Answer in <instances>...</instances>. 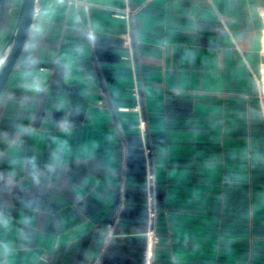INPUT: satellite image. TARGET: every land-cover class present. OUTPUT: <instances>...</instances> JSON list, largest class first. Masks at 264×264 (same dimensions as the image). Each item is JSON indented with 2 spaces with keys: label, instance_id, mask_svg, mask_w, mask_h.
I'll list each match as a JSON object with an SVG mask.
<instances>
[{
  "label": "crops",
  "instance_id": "obj_1",
  "mask_svg": "<svg viewBox=\"0 0 264 264\" xmlns=\"http://www.w3.org/2000/svg\"><path fill=\"white\" fill-rule=\"evenodd\" d=\"M262 7L44 0L0 95V264H88L114 223L104 264H145L139 115L115 110L135 84L157 165L153 264H264Z\"/></svg>",
  "mask_w": 264,
  "mask_h": 264
},
{
  "label": "built area",
  "instance_id": "obj_2",
  "mask_svg": "<svg viewBox=\"0 0 264 264\" xmlns=\"http://www.w3.org/2000/svg\"><path fill=\"white\" fill-rule=\"evenodd\" d=\"M142 7L126 10V19L128 23H129V17L134 16L138 11L142 9ZM259 14L263 21L260 52L261 55L264 57V7L261 8ZM255 78L257 84L259 85V89H260L259 102H260L261 110L264 114V61L261 63L260 74L255 75ZM132 91L136 101L135 106L131 108L118 107L115 108V110L134 111L139 115V120L136 125V128L139 131L142 138L141 150L143 151L145 157L146 189H147L146 205L148 212V228L145 233V237H146L145 264H153L154 250L159 241V237L157 234L158 220H159V209L157 204V165H156V159L154 156L153 147L146 140V137L148 135V122L143 117L142 114L141 103L143 97L140 93L137 84H135V86L132 88ZM115 225L116 224L114 223L113 225L110 226V230L106 236L103 248L95 258L89 261L88 264H104L103 256L106 248L109 246L112 238L115 236V231H114Z\"/></svg>",
  "mask_w": 264,
  "mask_h": 264
},
{
  "label": "water",
  "instance_id": "obj_3",
  "mask_svg": "<svg viewBox=\"0 0 264 264\" xmlns=\"http://www.w3.org/2000/svg\"><path fill=\"white\" fill-rule=\"evenodd\" d=\"M43 2L44 0H22L11 9L12 22L8 35H4V31L0 34L2 38L0 45V95L25 51L34 24L41 15ZM0 4L1 22L6 11L7 0H0ZM5 36H7L6 40Z\"/></svg>",
  "mask_w": 264,
  "mask_h": 264
},
{
  "label": "flooded vegetation",
  "instance_id": "obj_4",
  "mask_svg": "<svg viewBox=\"0 0 264 264\" xmlns=\"http://www.w3.org/2000/svg\"><path fill=\"white\" fill-rule=\"evenodd\" d=\"M22 0H7V5H6V11L4 14V18L0 22V34L5 31L4 26H7L10 28L11 22H12V16L10 15L11 9L17 4L18 2H21ZM1 7V4H0ZM6 27V29H8Z\"/></svg>",
  "mask_w": 264,
  "mask_h": 264
},
{
  "label": "rangeland",
  "instance_id": "obj_5",
  "mask_svg": "<svg viewBox=\"0 0 264 264\" xmlns=\"http://www.w3.org/2000/svg\"><path fill=\"white\" fill-rule=\"evenodd\" d=\"M6 27L7 26H4V29H5V31H4L5 34L4 35H8V32H9V28L7 27L8 29H6ZM6 38H7V36L4 37L5 40H6Z\"/></svg>",
  "mask_w": 264,
  "mask_h": 264
}]
</instances>
